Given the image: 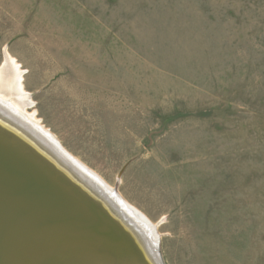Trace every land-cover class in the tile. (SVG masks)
I'll return each mask as SVG.
<instances>
[{"label":"rangeland","instance_id":"374dc122","mask_svg":"<svg viewBox=\"0 0 264 264\" xmlns=\"http://www.w3.org/2000/svg\"><path fill=\"white\" fill-rule=\"evenodd\" d=\"M2 71L161 264H264V0H0Z\"/></svg>","mask_w":264,"mask_h":264},{"label":"bare ground","instance_id":"6f19581e","mask_svg":"<svg viewBox=\"0 0 264 264\" xmlns=\"http://www.w3.org/2000/svg\"><path fill=\"white\" fill-rule=\"evenodd\" d=\"M11 61L10 67L15 72L13 83L23 94V71L15 59ZM5 76H8L7 73L4 75L2 71L0 138L28 154L32 160L38 157L35 160L38 164L52 169L57 179L72 185V193H66L62 187L47 180L43 181L44 188H37L35 193L5 191L0 195V264H143V260L136 262V258L144 253L152 264H161L155 255L158 241L150 219L111 188L102 176L69 152L55 134L42 124L36 112L27 110L26 106L31 107L32 101L17 102L8 97L2 89L9 81ZM87 198L112 212L119 220L120 227H126V234L138 241L135 242V251L128 246L130 253L127 252L125 238L121 243L109 237L113 230L108 226L104 228L110 230L108 239L99 236L103 231L96 229L98 221L101 223L99 214L84 211L80 205ZM67 217L79 218L84 224L93 220L96 225L90 228L67 225ZM62 227L65 228L57 230ZM99 242L105 245L102 249H108V252L96 258V253H83L80 250L93 244L100 245Z\"/></svg>","mask_w":264,"mask_h":264},{"label":"water","instance_id":"95a60500","mask_svg":"<svg viewBox=\"0 0 264 264\" xmlns=\"http://www.w3.org/2000/svg\"><path fill=\"white\" fill-rule=\"evenodd\" d=\"M21 152L22 151L20 149L18 150L15 147H12L11 145L7 144L4 140L0 138V195L6 193L5 191H8V193L18 192L21 194L35 193L37 188H44L43 181L45 182L47 180H50L51 182H54L58 186L62 187V189H64L66 193H69V191L71 192L72 185L69 184L68 181H66L65 183L57 179L56 174L52 172V169L45 168L43 165L41 166L40 164H38L35 161L38 157L32 160L33 158L30 157L28 154L24 152H22L23 153L22 154ZM78 187L80 186L78 185ZM57 193L59 194V191ZM13 203L18 205L17 202L15 201H13ZM80 205H82L84 211L87 212L95 211L94 213L99 214L101 223H99L98 221L99 226H96V229L99 228V231L103 230L99 235L101 238L108 239L110 230L109 231L104 230L105 226H108V228L109 229L111 228V230H113L114 232V233L110 232L109 237L113 238V240L115 241H120L121 243L123 242L122 241L123 238H125L127 241L124 242V244L127 249V252L130 253L128 246H131L135 251L136 249L135 242L138 241L134 239V236H132L133 234L131 235L132 237L126 234L125 231L126 227L124 226H122L123 228L120 227L121 224L119 220L116 218L114 214H112V212L109 213L106 209L100 207L99 206L100 204L98 205L97 202H94L88 198L85 201H83ZM67 225H73V226L77 225L80 227L85 226L90 228L96 224L93 223V220H88L87 223L84 224L79 218L67 217ZM64 228L65 227H62L57 230H62ZM105 244L108 243L105 242ZM104 246L105 245H101V243L100 245L93 244L92 246L81 247L80 250H82L83 253L84 252L86 253L89 252L94 254L96 253L95 255L96 258L102 253L108 252V249L106 250L102 249ZM157 252L160 253L159 245L157 246ZM146 256H147L146 253L142 254L139 258H136V262L137 261L140 262L141 260H143L144 261L143 264H152L151 263L152 261L150 259L147 260L146 258L148 256L147 257Z\"/></svg>","mask_w":264,"mask_h":264}]
</instances>
